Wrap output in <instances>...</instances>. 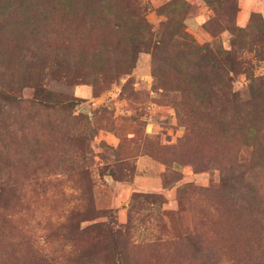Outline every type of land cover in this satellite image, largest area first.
<instances>
[{"label": "rangeland", "instance_id": "rangeland-1", "mask_svg": "<svg viewBox=\"0 0 264 264\" xmlns=\"http://www.w3.org/2000/svg\"><path fill=\"white\" fill-rule=\"evenodd\" d=\"M81 9L0 0V264L264 256V0H101L91 23ZM130 37L144 44L116 71Z\"/></svg>", "mask_w": 264, "mask_h": 264}, {"label": "trees", "instance_id": "trees-1", "mask_svg": "<svg viewBox=\"0 0 264 264\" xmlns=\"http://www.w3.org/2000/svg\"><path fill=\"white\" fill-rule=\"evenodd\" d=\"M119 1H126L127 3L129 1L131 2V0H119ZM100 2H101V0H74L75 5L80 4L82 6L81 11H79V10L76 11L75 20L78 21L79 19H82V18L84 19L85 17L88 16L89 17V20H88L89 23L94 21L93 18L90 17V14L96 13V11L93 10V9H95ZM137 17H138V19H140L139 22L143 23V20H141L142 18L141 17L139 18V15ZM97 19L99 20L100 23H101V21H105V19L102 16H99ZM95 24H97L96 20H95ZM73 25H74V32L75 33H79L77 35H80V27L78 26L77 22L74 21ZM121 25L122 24H117L118 27H120ZM0 26L1 27L3 26L2 23H0ZM143 28H144L143 32L145 33V31H147V26L144 24ZM86 32H84V30L82 28L81 35H84ZM131 38H132V44L131 45H132L133 50H134V53H133V55L131 57H129L128 54L126 53V50H127L126 49V44L125 43H121L119 39L116 41V43L121 46L120 56L119 57L117 56L114 59V63H115L114 65L116 66V68H115L116 71H121L123 69H126V68H124V66H126V65H130V67H131L132 62L134 60L133 56L135 55V53H137V51L138 52L140 51V48H141L140 46L144 44V41L143 42H138L139 40L137 41V38L134 39V37H130V39ZM104 47H106L105 40L103 41L102 45H100V47L97 46V49L95 51L96 54L99 53V57L94 62H96V65L100 66V67H104V64L106 63L105 62V58H103V54H102V52L105 50ZM212 47L213 48L209 47V45H208V47L206 46V49H204L208 53V55H209L208 58L210 59L209 61L207 59L206 62L209 63L212 71L216 70L218 72H224L226 69L229 68V66H231L232 61H231V58H230V54L228 52L221 51L217 44L212 45ZM152 49H154V48H152ZM152 52H153V50H152ZM87 55L88 56H92L91 54L90 55L87 54ZM86 57H83L82 60L85 61L86 63L87 62L91 63L92 61H87ZM108 61H109V59H108ZM94 62H92V63H94ZM113 68H114V66H110V67L107 68V70L108 71H112ZM126 71L127 70H125V72ZM45 91L47 93L51 94L49 89H45ZM71 105H72L71 102H66V104L60 106V108L66 109L67 107H69ZM56 106H58V105H56V104H43V107L46 110H52V109L56 108ZM68 222H69V219H66L65 223H68ZM78 225H79V223H78ZM83 229H84V227L82 228V227H80V225L78 227L76 226V230H83ZM203 247H204V245H202L200 250L198 251V253L201 255V259L203 261L205 260L204 259L205 255L203 253L208 248H210L211 250L208 249L210 251L208 252L209 256H207V257L214 258V257H216L215 255L218 256V252L216 250H214L213 248H211L210 246L206 245L204 247V249H202ZM248 251L249 250H247L245 254H242V253H238V252L235 253L236 251L233 250V253H235V256L240 257V261H242L241 264H264V261H259V259L263 258L264 256L261 255V254H258V250H251L249 252Z\"/></svg>", "mask_w": 264, "mask_h": 264}]
</instances>
